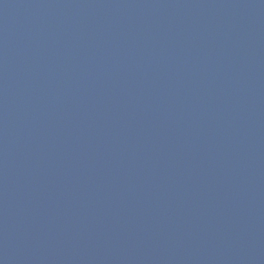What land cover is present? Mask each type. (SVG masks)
I'll return each mask as SVG.
<instances>
[{"label": "water", "instance_id": "obj_1", "mask_svg": "<svg viewBox=\"0 0 264 264\" xmlns=\"http://www.w3.org/2000/svg\"><path fill=\"white\" fill-rule=\"evenodd\" d=\"M0 264H264V0H0Z\"/></svg>", "mask_w": 264, "mask_h": 264}]
</instances>
